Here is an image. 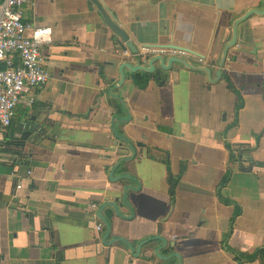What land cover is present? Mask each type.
Masks as SVG:
<instances>
[{
    "label": "crops",
    "instance_id": "obj_1",
    "mask_svg": "<svg viewBox=\"0 0 264 264\" xmlns=\"http://www.w3.org/2000/svg\"><path fill=\"white\" fill-rule=\"evenodd\" d=\"M31 1L25 20L53 31L52 80L20 106L47 118L36 143L0 162V264H264V15L238 26L220 66L264 0H101L139 52L201 59L158 54L202 68L159 84L127 69L148 64L123 55L90 0ZM17 118L1 153L24 135Z\"/></svg>",
    "mask_w": 264,
    "mask_h": 264
},
{
    "label": "built area",
    "instance_id": "obj_2",
    "mask_svg": "<svg viewBox=\"0 0 264 264\" xmlns=\"http://www.w3.org/2000/svg\"><path fill=\"white\" fill-rule=\"evenodd\" d=\"M31 3L0 0V133L12 127L22 99L50 80L45 51L52 45L53 31L25 20V8ZM123 55L130 56L129 50ZM34 104L31 100L29 108Z\"/></svg>",
    "mask_w": 264,
    "mask_h": 264
},
{
    "label": "water",
    "instance_id": "obj_3",
    "mask_svg": "<svg viewBox=\"0 0 264 264\" xmlns=\"http://www.w3.org/2000/svg\"><path fill=\"white\" fill-rule=\"evenodd\" d=\"M91 3L97 8V11L101 15L104 23L107 25V27L115 33L121 40L122 44L125 46L127 50L130 51V53L133 56L139 57L143 63V60L145 59L147 61L148 67L143 68L139 66V68H133V66L130 65V68H127L129 70H132L133 72H139L142 71L146 73V84L148 81H155L158 84L164 83L169 80H175L179 81L180 79L185 78V72L189 70L190 72L194 71H202V68H196L193 66H190L186 64V62L182 59L178 58H171L167 62L165 61L163 55H158L163 52H170V53H177L181 54V57L183 55L185 56H194L192 51L185 50L183 48L173 46V45H160V46H146L143 47L140 52L138 49L134 47V45L130 42V38L127 35V33L121 29L116 22L114 21V18L112 17L111 13L107 10L105 4L101 0H90ZM253 15H264V6L263 11L256 12L251 11L246 16H244L241 20H238L234 27H233V36L231 38V41L227 44V46L224 49L223 52V58L221 61V68H223L227 58L229 51L234 48L237 44V36H238V26H240L242 23L246 22L249 18H251ZM147 51L146 54H143V52ZM196 57V56H194ZM200 59L199 57H196ZM201 60V59H200ZM160 62V66H157V70L155 71L154 65ZM174 65V67H173ZM207 75H209V70L205 69L203 70ZM169 74V78L166 81L162 75ZM221 75V70L219 72L218 77ZM138 78V77H136ZM134 101L138 102V98L133 96L132 97ZM35 105V104H34ZM22 133L24 134L21 138H12L11 143L7 145L4 148V153L2 152V158L9 162L11 165H19L20 164V156L24 155L26 153L27 147L31 144L36 143L37 141V134L42 131V128L44 127V123L47 122V118L44 116V113L41 114L37 107L30 108L26 115L22 118ZM143 130V127L141 125L136 126L133 128L134 134H140ZM22 135V134H21ZM153 135H156L154 133ZM153 138V137H152ZM34 141V142H33ZM181 223H185L183 219L180 220ZM174 224L172 221H170V218L165 222V228L164 232L172 234L173 238L172 241H178L180 238L175 236L174 230H173ZM106 228L108 230H111L109 224L106 222ZM120 233H131L134 231L133 227L130 226H120L118 228ZM182 229L180 227L177 228V235L179 236L181 234ZM171 243V242H170ZM125 245V243H122ZM126 247V245H125ZM126 251L127 247H126ZM187 253L193 254V252L188 251Z\"/></svg>",
    "mask_w": 264,
    "mask_h": 264
},
{
    "label": "trees",
    "instance_id": "obj_4",
    "mask_svg": "<svg viewBox=\"0 0 264 264\" xmlns=\"http://www.w3.org/2000/svg\"><path fill=\"white\" fill-rule=\"evenodd\" d=\"M225 80L227 82V86H228L229 91L235 92V94H236V96L238 98L237 105H236V108H235V113L238 114L240 112V110L242 109V99H241V95L235 90V88L233 86V83L231 82V80L227 76H225ZM1 154L2 153L0 152V155ZM245 154H246L245 152L240 153V157L241 158L246 157ZM1 159H2V156H1ZM226 183H227V180H226V177H225L221 184L222 185H225ZM253 259H258L259 261H261L262 263H264V248L259 249L254 254Z\"/></svg>",
    "mask_w": 264,
    "mask_h": 264
},
{
    "label": "rangeland",
    "instance_id": "obj_5",
    "mask_svg": "<svg viewBox=\"0 0 264 264\" xmlns=\"http://www.w3.org/2000/svg\"><path fill=\"white\" fill-rule=\"evenodd\" d=\"M42 88H43V87H40V88H39V87H37L36 89H38V90H39V89H42ZM29 96H31V94H30ZM26 97H28V96H26ZM20 106H21V105H19V106H18V108H19V109L17 108L18 110H16V112H17V117H19V118H22V117H23V115H24V111H23V109H22V108H20ZM33 106H34V105H33ZM33 106H32V107H33ZM19 118H17V120H16V121H18V119H19Z\"/></svg>",
    "mask_w": 264,
    "mask_h": 264
},
{
    "label": "flooded vegetation",
    "instance_id": "obj_6",
    "mask_svg": "<svg viewBox=\"0 0 264 264\" xmlns=\"http://www.w3.org/2000/svg\"><path fill=\"white\" fill-rule=\"evenodd\" d=\"M46 53V52H45ZM47 55V54H46ZM46 61H47V56H46ZM49 77H50V80H49V82L45 85V86H47L49 83H50V81L52 80V76H51V74L49 73ZM45 86H43V87H45Z\"/></svg>",
    "mask_w": 264,
    "mask_h": 264
}]
</instances>
